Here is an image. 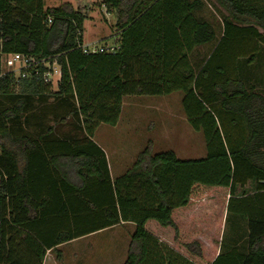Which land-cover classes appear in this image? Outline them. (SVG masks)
Segmentation results:
<instances>
[{"label": "trees", "instance_id": "obj_1", "mask_svg": "<svg viewBox=\"0 0 264 264\" xmlns=\"http://www.w3.org/2000/svg\"><path fill=\"white\" fill-rule=\"evenodd\" d=\"M214 1L224 13L220 36L196 70L190 54L218 36L200 15L204 0H104L117 12L118 48L91 54L82 10L0 0V74L10 53L63 62L54 91L0 75L1 93L17 84L28 92L0 107V264H43L49 249L124 222L135 230L123 264H264V94L236 74L239 57L253 62L261 48L264 0ZM49 91L64 112L52 115L55 124L70 127L62 137L39 122L37 133L21 128L31 95ZM175 91L206 156L153 153L150 142L113 180L93 140L99 125L117 124L125 96ZM225 212L226 224L231 213L247 220V251L221 250Z\"/></svg>", "mask_w": 264, "mask_h": 264}, {"label": "rangeland", "instance_id": "obj_2", "mask_svg": "<svg viewBox=\"0 0 264 264\" xmlns=\"http://www.w3.org/2000/svg\"><path fill=\"white\" fill-rule=\"evenodd\" d=\"M204 1L206 8L200 12V15L213 22L217 28L218 36L213 42L195 48L190 54L191 63L196 70L201 68L218 42L221 18L224 14L214 0ZM44 2L47 8L69 4L74 9H80L87 14L82 28L83 44L104 48L117 44V12L114 9L109 11L103 4L104 0H44ZM255 55L253 62H248L246 56L239 57L236 74L248 88L254 84L257 91L264 94V40ZM7 59L6 56H2L1 74L10 68ZM54 88H50V91H54L56 89ZM13 91L9 94L0 92V107H11L15 100H24L28 93L22 92L21 86L18 84ZM50 91L44 97L31 95L29 105L23 110L25 113L19 117L23 126L21 128H24V131L37 133L36 129L39 128L37 123L39 122L41 127L54 126L57 129V136L62 137L67 131L69 132L70 127L67 123L57 125L53 120L52 115L63 116L64 112L57 109L55 96ZM11 94H21V98L17 99ZM183 96L182 91H175L170 95H128L122 104L120 125L117 127L103 123L98 128L95 139L114 150L110 154L111 160L113 164L118 161L121 166H124L127 158L142 151L150 142L153 153L173 150L182 159L205 157L207 148L204 135L200 131L196 132L189 123L182 106ZM26 115L31 116L28 124L25 123L24 116ZM43 115L47 116L46 120L38 118ZM114 173L117 174L115 168ZM250 185L248 184L247 188L253 186ZM227 217L228 214L225 217L221 236V250L226 251L232 246H237L243 252L247 251V220L231 213L226 224ZM133 231L134 225L127 223L87 239L94 244L91 245L95 248L94 253L97 255L94 260L95 264H103L102 251L105 249L118 251L119 261H122V253L125 252V256L128 253Z\"/></svg>", "mask_w": 264, "mask_h": 264}, {"label": "crops", "instance_id": "obj_3", "mask_svg": "<svg viewBox=\"0 0 264 264\" xmlns=\"http://www.w3.org/2000/svg\"><path fill=\"white\" fill-rule=\"evenodd\" d=\"M259 30L262 33L264 32V29H262V28H259ZM125 97H124V99H125ZM124 99H123V102H124ZM121 112H120V116H119V120H118L117 124L113 125V126H117L118 127L120 125ZM102 124H100L99 127H101ZM98 128H97V130H98ZM97 130L95 131L93 140L106 153L110 174H111L112 179L114 180L117 177H119V176L123 175L124 173H126L127 170L132 167V165L134 164V162L137 159L138 154L141 151L139 153H134L133 157L131 156V157L127 158L126 161H125L124 166H121L118 163V161H117V163L113 164V162L111 160V157H110L111 156L110 154H111V152H114V150L112 148L107 147V145H104V144L98 142L97 139H95ZM146 147H147V145H146ZM23 163H24V157L20 155L19 156V164H20L21 167H23V165H24ZM114 168L117 170V174L114 173ZM225 217H226V212H225V216H224V223H225ZM127 223L133 224L134 225V230H135V224L134 223H132V222H124L122 224H119V225H116V226H113V227H109V228H105V229L90 233L88 235L76 238L74 240L62 243V244L57 246V249L59 250V252H58L59 253V257L57 255L58 253L55 251V249L54 250L53 249H49L47 251V253H46V256L44 258L43 264H95V261H94V260H96L95 257L97 258L96 253H94L95 248L91 245L93 243H91L90 241H87V239H89L91 237H95L98 234H101V233H103L105 231H108V230H111V229H115V228H117L119 226H122V225H125ZM223 226H224V224H223ZM222 232H223V228H222ZM131 236H132V234H131ZM247 237H248V231H247L246 238ZM88 245H90L91 247H89ZM129 245H130V243H129ZM98 249H100V248H98ZM128 250H129V247H128ZM86 251H88V252H86ZM124 254H125V252L122 253V261H119V253H118V251H116L115 249H112V250L105 249V250L102 251L103 260H104L103 264H123L125 262L126 258H127L126 257L127 255L125 256ZM82 259H84V260L81 261Z\"/></svg>", "mask_w": 264, "mask_h": 264}, {"label": "built area", "instance_id": "obj_4", "mask_svg": "<svg viewBox=\"0 0 264 264\" xmlns=\"http://www.w3.org/2000/svg\"><path fill=\"white\" fill-rule=\"evenodd\" d=\"M51 21V20H50ZM83 51L86 54L98 52H115L117 45L104 48L89 44L82 45ZM9 62L10 68L1 75L13 74L16 82H21L23 79H35L47 86L57 90L63 78V62L58 56L37 58L22 53L5 54Z\"/></svg>", "mask_w": 264, "mask_h": 264}]
</instances>
